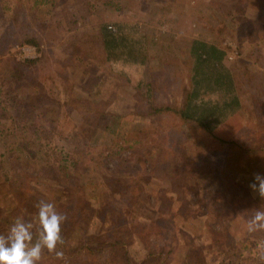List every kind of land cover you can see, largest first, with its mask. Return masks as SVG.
I'll list each match as a JSON object with an SVG mask.
<instances>
[{
	"label": "rangeland",
	"instance_id": "rangeland-1",
	"mask_svg": "<svg viewBox=\"0 0 264 264\" xmlns=\"http://www.w3.org/2000/svg\"><path fill=\"white\" fill-rule=\"evenodd\" d=\"M111 1L117 8L106 4ZM27 4L35 20L25 26L21 14L14 19L17 1L0 0V63L21 65L42 81L48 99L34 105L28 118H35L36 128L25 132L0 108V206H14L22 174L30 171L28 208L41 200L57 205L71 182L62 181L58 169L63 157L72 158L81 161L80 183L94 208L86 233H107L113 243L119 237L94 255L70 256V240L57 246L63 260L55 262L45 250L42 264H139L147 250L162 252L155 245L160 236L148 235L160 214L171 225L166 264H264V231H247L253 211L264 210V196L250 188L255 175L264 176V0ZM104 27L122 37L111 52L103 47ZM25 34L38 45L22 42ZM195 42L225 51L224 63L244 92L240 109L213 124L211 135L179 115L191 106V89H199L198 99L206 103L195 115L200 117L205 109L222 110L237 91L214 84L202 70L207 66L192 71ZM26 61L32 63L22 65ZM52 119L63 127L65 141L50 135ZM107 205L111 218L104 216ZM171 212L178 213L177 222Z\"/></svg>",
	"mask_w": 264,
	"mask_h": 264
},
{
	"label": "trees",
	"instance_id": "trees-1",
	"mask_svg": "<svg viewBox=\"0 0 264 264\" xmlns=\"http://www.w3.org/2000/svg\"><path fill=\"white\" fill-rule=\"evenodd\" d=\"M14 1H17V5L14 9V16H15L14 19L18 18L19 15L21 14L23 18L27 20L25 21V26H28L27 25L28 19L35 20L34 14L32 13V6L30 4L28 5L27 4L28 2L29 3L35 2L36 5L54 4L55 0H35V1L27 0V3L24 0H14ZM106 4L109 7L117 8V5L113 4L112 1ZM259 20L261 21L262 18L260 17ZM101 39L105 52H111L112 50H115L120 46L122 37H120L119 34H115L111 32L108 29V27H104L101 29ZM22 42L27 43L29 45H36V44L38 45V39H36L35 36L33 35L28 36V34L23 35ZM193 48L197 57H196L195 69L193 68L192 71H195V73L196 71L201 73V66H207V68H202V70L206 72L207 71L210 72L211 80L212 82H214V84L220 86L225 85L230 93H232L234 89H236L237 91V96L232 97L231 102L224 103L222 110L220 106L213 107L212 109H207V110L205 109L203 113H205L206 115L205 116L202 115V117H200L195 115L201 113L200 110L204 105H206V103L198 99V96L200 95L199 89L197 88L191 89L190 95L188 97L190 98L189 103L191 104V106L188 105L186 108L181 110V112H179V115L182 117L183 120L196 121L200 125L199 127L203 131H205L207 135H211L212 131L214 130L213 124L219 125L223 121V117H225V115L228 116L230 114H233L234 112H237V110L240 109L241 100L239 96L244 92L242 88H240V86L235 84V80H236L235 75L232 74L231 70L227 68L224 63V58H225L224 50L218 49L214 45L208 44L206 42H195V44H193ZM31 63L32 61H26L22 65L31 64ZM201 63H205V64H201ZM20 66L21 65L14 64V62L8 59H4V61L0 63V108L4 107L3 110L9 113L8 114L10 117L9 121L10 123H12L14 128L17 127L23 129L25 132L27 131V129L31 127L32 128L35 127V124H33L35 118L33 120L28 118L30 111H32V108L34 110V105L39 104L42 99L43 101L45 99L47 100L48 97L46 96L47 92L45 90L42 81L34 80L33 78H30L31 76H29V74L26 71H24ZM201 94H203V92ZM196 99L198 100L195 101ZM192 102H193V106H192ZM58 104L59 103H57V105ZM228 106L230 108L228 114L223 115V111H225V109H227ZM233 106L235 108H233ZM54 109L55 112L53 116L54 115L56 116L57 112L59 111L58 108H54ZM163 111L166 112L167 108L153 109L151 112L155 114L156 113L161 114V112ZM206 118L207 121L204 120ZM51 123L56 125L54 128H52V130H49L50 135L56 137L60 141L62 140L65 141L66 136H64V133L62 134L63 127H61L60 123H58L54 119L51 120ZM109 127L110 126H107V128ZM44 130L45 128L43 127L38 128V130H36L37 136L38 134L39 135L42 134ZM111 130L114 129L112 128ZM111 130L109 131L111 132ZM164 131H165V127H164ZM114 133H116V136L118 135L117 131ZM223 143L228 144V142H223ZM119 157H121V155H118V158ZM150 157L155 158V156L153 155ZM124 160H125V164H124ZM126 160H127L126 158H123L124 169L128 168V166L126 165L127 164ZM79 162L81 161L73 160L72 158L63 157L61 166H59L58 169L59 171L62 172V181L64 182H66V180L71 181L68 183L67 186H65V191L67 194L65 195L62 194V200L56 205L57 211L66 214L68 217L67 221L61 226V235L64 238V244L62 246H65L66 243L69 242L70 240L73 241L74 243V246L69 247L66 245L65 248V250L67 249L68 252L76 250L75 253L67 252V254H69L70 256L75 255L76 253L86 254V255L98 254L102 249L101 247H103L104 245H105L104 247H110L113 243L112 240L106 238L105 235L107 233L105 234L104 232H101L100 234H98V236H96L95 234L86 233L88 232V228L90 226V221L92 219L94 208L89 198L86 197L85 194L86 188H83L80 183V181H83L84 176L83 174L80 173L82 166L80 165ZM68 163H70V166H67ZM25 169L26 170L28 169L29 171L28 167H26ZM29 173L31 174L32 172L30 171ZM29 173L26 172L22 174V183L18 184L17 199L14 206L6 207V208L0 206V234L7 235L10 226L12 225V223L14 222L17 216H23L25 220L31 219V221H35L36 219L37 211H38L37 208L34 207L28 208L27 206V203L30 201L26 196L29 190V188H27V185L29 184L28 183ZM63 185L64 184H62V186ZM163 201L166 200L164 199ZM135 205H137V208L139 210L142 203L140 201H137ZM108 209H110L109 205H107L105 208L103 207V210H105L104 212H106L104 216L107 217L108 215V217L111 218L112 214L107 211ZM171 214L173 217V221L177 222L180 219V218L178 219L177 212H171ZM186 216L187 213L185 214L184 219L185 218L187 219ZM114 218L118 220V216ZM80 222L82 223L85 222L86 226L80 228L78 226V223ZM148 229H149L148 235H152L151 232H154L156 235L160 236L161 240L156 241L155 245H156V249L162 252H154L152 250H147L145 256H142L140 258L139 264H166V260H168L169 258L168 249L169 251L171 250L170 248L171 243L166 241L169 240L167 239V237L171 229L170 222L165 220L161 214L155 217L153 216L151 222L149 223ZM172 235L173 237L175 236L174 239L177 242H181L180 238L176 239L177 237H180L179 234L175 232ZM115 239L117 240L119 239V237H115ZM116 240H114V243L118 242ZM56 261L58 260H55V262ZM130 264H134V262ZM201 264H205V263L201 262Z\"/></svg>",
	"mask_w": 264,
	"mask_h": 264
},
{
	"label": "clouds",
	"instance_id": "clouds-1",
	"mask_svg": "<svg viewBox=\"0 0 264 264\" xmlns=\"http://www.w3.org/2000/svg\"><path fill=\"white\" fill-rule=\"evenodd\" d=\"M250 185L260 196H264V176L255 175ZM35 221L17 216L10 226L7 235L0 234V264H42L45 250L54 253L56 260L64 259V252L58 245L64 244L61 226L68 217L57 211L53 202L44 200L36 204ZM247 231H264V210H254L247 221ZM264 261V249L259 254Z\"/></svg>",
	"mask_w": 264,
	"mask_h": 264
}]
</instances>
